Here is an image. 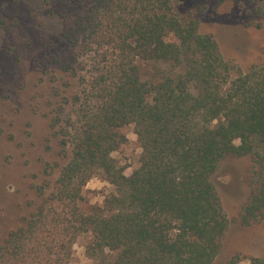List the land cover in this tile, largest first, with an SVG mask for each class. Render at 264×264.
I'll list each match as a JSON object with an SVG mask.
<instances>
[{"label":"trees","instance_id":"trees-1","mask_svg":"<svg viewBox=\"0 0 264 264\" xmlns=\"http://www.w3.org/2000/svg\"><path fill=\"white\" fill-rule=\"evenodd\" d=\"M58 1L85 11L95 68L61 127L68 160L54 189L0 237V264H68L84 233L94 264H212L228 225L212 181L221 159L252 157L240 220L264 216V63L231 77L214 36L171 0ZM138 60L167 68L143 78ZM127 124L141 149L129 175L111 156ZM98 172L113 188L83 212L85 185Z\"/></svg>","mask_w":264,"mask_h":264},{"label":"rangeland","instance_id":"rangeland-1","mask_svg":"<svg viewBox=\"0 0 264 264\" xmlns=\"http://www.w3.org/2000/svg\"><path fill=\"white\" fill-rule=\"evenodd\" d=\"M171 1L180 16H196L199 31L214 36L231 77L264 63V0ZM84 20L83 8L58 0H0V237L43 205L68 160L61 127L96 60L94 39L81 28ZM138 65L143 78L167 68L147 60H138ZM120 131L127 140L111 156L129 175L141 149L132 124ZM251 164L250 155L227 156L212 175L228 219L212 264L230 258L250 264V257L264 256V216L250 224L240 220L250 193ZM112 188L102 172L93 175L85 185L81 210L102 204ZM50 203L44 207L61 209L60 203ZM90 240V233L76 239L68 264L95 263L86 249Z\"/></svg>","mask_w":264,"mask_h":264}]
</instances>
